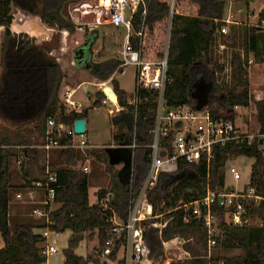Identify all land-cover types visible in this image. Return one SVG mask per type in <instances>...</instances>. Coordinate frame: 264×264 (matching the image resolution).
Wrapping results in <instances>:
<instances>
[{"label": "trees", "instance_id": "trees-1", "mask_svg": "<svg viewBox=\"0 0 264 264\" xmlns=\"http://www.w3.org/2000/svg\"><path fill=\"white\" fill-rule=\"evenodd\" d=\"M71 1L0 0V28L5 30L3 53L7 51L10 58L15 56L17 51L22 53V63L19 56L16 58L17 61L12 63L10 62L12 58L9 59L8 69L4 59L0 63V90L4 75L9 69L19 70L18 76L25 74L39 77L36 88L41 95L42 85L46 99V103L43 100L42 105L46 106L32 125L41 129L45 139L49 117L56 119L59 117L60 122L64 123L62 125L71 127L76 120L86 119L85 112L77 113L65 109L60 105L59 99L60 89L67 77V72H64L57 62V51L61 49L60 32L74 34L78 29L72 20L62 14L64 5ZM145 2L148 3L147 8L141 4L133 18L135 33L143 27L142 43L137 39H133L132 43L136 50L141 48L145 61L162 60L168 46V77L172 82L164 94L167 106L177 108L188 105L195 109L208 108L212 117L235 122L237 113L234 108L236 106L248 108L250 105L249 56L253 54L256 61L264 60L262 59L264 9L259 14L258 26L235 25L237 27H230L229 33L225 34L223 30L227 24L226 0H145ZM14 10L30 20H37L41 26H47L55 33L41 47L34 45L33 39L25 33L24 28L21 30L16 27L20 33L12 29L15 21ZM22 25L26 28L25 24ZM87 35L91 36V40L92 34ZM218 35L224 45L234 50L239 39L243 42V53L235 51L231 58L230 83L221 84L217 81L218 61L214 58L213 48ZM29 41L33 43V47H25L23 44ZM32 57L40 61L30 62ZM121 65L120 61L115 60L92 62L89 73L98 84H101L110 80L116 73H123V69H119ZM201 84L207 87L205 92L207 98L206 100L204 98V101L196 95ZM112 85L119 106L127 108L133 115L128 127L131 137L135 138L137 148L93 150L90 153L107 165L106 170L110 175L109 187L100 189L96 197L100 201L109 197L111 201L108 209L91 204L89 177L83 170H76L79 162L77 151L62 149L59 151V159L64 165L62 168L56 163H50L49 167L47 165L42 168L45 174L50 168V173L56 175L57 183L52 185L56 191L54 203L62 205L49 215L52 224L47 225L46 221L41 224L33 221H15L12 225L10 220L12 192L18 190L24 194L28 190L39 189L34 185L37 181L32 180L29 173V163L36 159L38 149H31L27 143H22L20 151L10 143H0V234L5 244V247L0 249V264H46L44 250L40 247V244L45 242L42 231L46 229L55 234L71 233L68 247L63 252L64 264H97L99 259L92 253L86 257L77 254L86 233H89L91 241L96 239L95 247L101 251L108 239L111 227L109 219L116 213L120 219L125 220L132 180L133 154L134 195L140 193L148 175L151 151L145 146L152 142L148 132L155 122L153 111L157 108L155 102L157 93L142 91V103L135 117L134 108L128 105V97L120 91L118 82L113 80ZM98 96L105 98L103 93H99ZM95 105L99 106V101ZM256 106L259 133L264 135V100L257 102ZM0 123L7 124L1 117ZM68 141L67 138L61 139L62 144ZM238 157L255 161L249 176L250 185L255 190V196L261 197L262 201L257 202L252 197L244 200V203L248 210L246 217L258 219L261 225L234 226L229 223V213L234 208L227 209L214 205L212 211L218 220L220 235L213 249L242 251L241 256L216 259L214 264H264V146L260 139H254L251 144L247 141L231 142L223 148L217 147L209 164L203 158L199 165L181 164L175 173L160 176L157 185L148 192V201L156 213L164 216L147 221L144 228V241L151 264H163L166 258L163 243L175 238L186 240L184 253L192 251L194 255L190 261H174L172 264H210L198 252L201 247L205 250L208 248L204 220L186 223L184 218L188 210L184 208L172 210L205 198L208 190L224 191L223 169L229 159ZM14 160L20 163L24 179V184L19 187L12 184L10 167ZM120 162L125 163V167L115 171L114 165ZM45 182L46 180L37 183ZM168 211L172 212L167 213Z\"/></svg>", "mask_w": 264, "mask_h": 264}, {"label": "built area", "instance_id": "built-area-1", "mask_svg": "<svg viewBox=\"0 0 264 264\" xmlns=\"http://www.w3.org/2000/svg\"><path fill=\"white\" fill-rule=\"evenodd\" d=\"M69 3L71 20L78 30L85 34H93L108 26H121L126 29L127 34L121 51L122 65L119 69H124L129 65L137 68L135 95L133 100L129 101L128 99V105L134 108L135 117H137L139 106L142 103V91L157 93L155 100L157 108L153 111L155 122L148 132L152 142L145 146L151 151L149 155L150 167L146 180L140 193L134 195L132 190L134 181L132 158V180L126 218L122 220L114 213L109 219L111 227L103 250L99 251L96 248L92 252V255L99 259L97 264H151L144 241V228L147 221L157 220L164 216V214H157L148 201V192L157 185L160 176L175 173L181 164L199 165L203 158L209 164L214 149L223 148L231 142L244 143L247 141L251 144L254 139H260L264 146V135L260 134L259 131L252 135L244 133L236 126L235 122L212 117L208 108L195 109L188 105L177 108L167 106L164 94L172 82L168 77V46L162 60L145 61L142 58L141 48L136 50L132 43L133 39L142 43L143 27L138 33H135L133 18L141 4L145 9L147 8L148 3L145 0H72ZM230 13L231 10L229 9L227 23H230L231 20ZM223 33L226 34V31L223 30ZM68 35L67 31L60 32L61 41L66 42ZM65 100L70 106L75 107L76 104L70 101V97ZM107 103L111 104L108 98H106ZM240 108L236 106L235 112ZM168 109L170 112L166 115ZM84 135L79 136L84 137ZM75 136L73 126L69 130H65L64 125L59 126L56 118L49 117L47 119L45 144L42 148L46 152H50L55 149L74 148L83 151L88 147V143L84 140L75 143ZM63 138H67L69 141L62 144L61 139ZM132 148H137L136 143H133ZM83 172L89 174L90 168L84 167ZM46 174L47 181L36 184L37 188L45 191V198L42 201L44 209H35L33 214L39 219L46 218L47 225H50L52 222L49 218L48 208L55 200L56 191L52 185L57 183V178L56 175L50 173L49 169ZM229 174L236 181L242 179L241 170L235 166L230 168ZM224 191L208 190L205 198L172 210L175 211L180 208L188 210L184 218L186 223L204 220L209 249L216 246V239L220 235L218 220L212 211L214 205L227 209L234 208L229 213L231 224L243 227L249 221V218L246 217L248 210L244 200L253 197L257 202L262 201L261 197L255 196V190L250 184L248 193L237 194L236 192L226 193ZM26 194L30 199H34L33 190L26 191ZM16 197L19 201L25 199L22 193L17 194ZM110 201L108 197L105 200H98L96 205L108 209ZM51 234L49 229L42 231V236L46 241ZM57 252L58 249L54 245H48L43 255L48 259Z\"/></svg>", "mask_w": 264, "mask_h": 264}, {"label": "rangeland", "instance_id": "rangeland-1", "mask_svg": "<svg viewBox=\"0 0 264 264\" xmlns=\"http://www.w3.org/2000/svg\"><path fill=\"white\" fill-rule=\"evenodd\" d=\"M263 3L264 0H226V16L225 22L228 20V12L229 9L231 10L230 15L234 18L231 19V22L234 24L227 23L224 31L229 33L230 27L235 25H246V26H256L259 19V14L263 10ZM241 11V13H240ZM68 12H70V7H68ZM14 17L16 21V27L18 29L27 31L29 37L33 39L34 45L41 47L47 40H50L52 35L55 31L47 26H41L37 20H30L27 16L23 17L19 14L16 10H14ZM23 19V24L26 25L27 29L22 25L20 19ZM237 27V26H235ZM239 27V26H238ZM50 30V31H49ZM78 33L77 40L81 46H79L78 50L75 54V62L77 63V69L80 70L82 67H86L85 70L90 69L91 63H103L107 61H122L121 51L123 50V45L125 41V36L127 31L124 27L121 26H108L101 28L100 30L96 31L95 34H92V39L87 37V34L84 35L78 29L76 31ZM75 34V33H74ZM4 35V36H2ZM69 35H72L69 33ZM264 36V33H263ZM5 34H0V63L4 59L7 65V69L10 67L9 59H11V63L17 61V57L19 56V61L22 63V53L19 51L16 52V55L11 57L8 56V52L6 51L3 53V45L5 43ZM88 38V40L85 41ZM93 41V42H92ZM68 39L66 42L61 41L60 43L63 46V50L57 51V62H61L62 58H64L63 54L67 52V44ZM92 42V43H91ZM33 43L24 42L25 47H33ZM20 48L21 45L19 46ZM243 42L239 39L237 42V48L234 50L226 45L223 44L221 37L218 35V40L213 48V54L216 61H218V69H217V81L222 84L223 83H230L231 76H232V68H231V58L235 51L237 53L243 52ZM27 50V48L25 49ZM22 52V51H21ZM39 53V52H38ZM40 54V53H39ZM42 54V53H41ZM38 55V54H37ZM36 56V53H35ZM23 58L26 59V56ZM28 59V58H27ZM37 63L40 59L32 57L30 62ZM36 65V64H35ZM84 70V69H83ZM249 70V69H248ZM71 74V72H67ZM136 75H137V68L135 66H126L123 69V73H116L115 80L118 82L119 87L122 91L125 92L129 101L133 100L136 90ZM87 77V76H85ZM44 78V77H43ZM39 77L36 75L32 76H25V74L20 76H4L3 84L1 87L0 92V117L3 118L7 124L0 123V143L6 142L10 143L13 147L20 149L22 151V143H27L28 147L31 149H38V155L35 160L29 163V173L30 178L35 181L42 182L43 180L47 181V176L45 172L42 171V168L47 165L46 161V152L42 148L45 143V137L41 131V129H37L32 125V122L36 120V118L43 112L46 105H42V101L46 103L45 95L43 93V87L40 86V94H38V90L36 88V84L38 82ZM65 81L60 89L59 99L60 105L64 106L65 109H74L70 106L67 101L65 100L68 95L64 97L63 93L67 92L64 91ZM43 82V81H41ZM34 85V86H33ZM88 91L85 92L84 88H82L78 93L77 96H83L85 101L82 103L81 106L83 110L87 113V133L84 137H80L76 135L74 137V142L79 143L80 141L84 140L88 143V147L85 148L83 151L79 148H74L78 154V166L76 170H82L84 166H88L90 168V173L88 174L89 177V198L92 205L96 203V193L100 189L108 188L110 183V175L107 173L106 164L98 160L97 158L90 155L91 151H105L107 148L115 146L117 147V134L120 135V139L125 140H133V137H130L131 133L128 132H120L116 129L119 126L120 118H117L118 115L116 107L111 105H104L100 104L99 106L95 105L97 101L103 102L106 98L102 96H98L99 93L103 92L104 88L101 86H95L92 84H88ZM107 87L113 88L112 83H109ZM199 90V89H198ZM203 92H200L202 94ZM90 94L91 96H88ZM198 98H201V101L206 100L207 95H199L196 93ZM73 102V100H70ZM4 105H3V103ZM75 102V101H74ZM253 104L250 106V109L242 116V120H238L241 123L245 124L243 128L247 131V134H256L259 131V123L257 121V106L256 100L253 97ZM76 103V102H75ZM100 103V102H99ZM81 104V103H79ZM253 110V111H251ZM112 111V113H110ZM128 115H131V111L127 110L126 112ZM238 114V113H237ZM132 117V116H131ZM130 117V118H131ZM243 120H246L245 122ZM59 126L61 127L62 122H60L59 117L57 118ZM71 126L64 125L65 130H69ZM244 131V133H246ZM124 133V134H123ZM123 135V137H122ZM125 140V141H128ZM119 142V141H118ZM262 142V141H261ZM53 150L49 152L50 156V163L57 161L59 157V151ZM61 160V159H60ZM62 162V160H61ZM253 159L245 158V157H238V158H231L226 162V166L223 169L225 175V191L226 193L236 192L237 194L240 193H248L249 192V184H250V174L251 168L254 164ZM49 163V164H50ZM48 164V165H49ZM58 165V164H57ZM61 168L64 166L63 163L60 164ZM233 166L239 168L242 173V179L240 181L234 180L233 176L229 174L230 168ZM120 167H115L114 170H118ZM50 170V168H49ZM10 172L12 175V184L13 186H21L24 184V179L22 175V169L17 161L11 162ZM36 182V183H37ZM35 183V185H36ZM16 191H13L11 197L15 196ZM21 202V201H20ZM11 206V205H10ZM15 207V206H14ZM20 212L19 216H10L11 224L13 225L15 221H33L30 217L32 213V207L27 205L19 206ZM55 209V205H52V209ZM159 213V212H158ZM157 213V214H158ZM33 214V213H32ZM34 215V214H33ZM34 217H36L34 215ZM38 219V218H37ZM43 219V218H42ZM46 221L44 220H37L33 221L36 224H41ZM231 224V220H229ZM261 223L258 219L250 218L248 224L245 226L256 227L260 226ZM70 232H66L64 234H60L61 236H57L52 238L50 236L49 243L53 242L55 247L59 249V253L55 256L48 258L47 264H61V259L64 257V246L67 243V238L69 237ZM52 235V234H51ZM63 235V236H62ZM160 235V234H159ZM70 239V238H69ZM68 239V240H69ZM83 243L86 245L87 253H92L94 249H96V239L91 241L89 239V233H86L85 239L83 238ZM186 240L181 238H175L170 242L163 243V247L166 251V258L163 261V264H172L174 261L179 262L181 260L190 261L193 258L192 251L186 252L185 251ZM5 244L0 234V249L4 248ZM200 255L206 258V260L210 264H214V260L228 258V257H235L241 256L242 251L239 249L234 250H221V249H209L205 250L203 247L198 249ZM65 258V257H64Z\"/></svg>", "mask_w": 264, "mask_h": 264}, {"label": "crops", "instance_id": "crops-1", "mask_svg": "<svg viewBox=\"0 0 264 264\" xmlns=\"http://www.w3.org/2000/svg\"><path fill=\"white\" fill-rule=\"evenodd\" d=\"M263 9H264V3H263ZM240 13H241V11H240ZM22 16L25 17L24 15H22ZM233 18H234V16H233V12H232L231 19H233ZM20 21L22 23H24L22 17H21ZM231 23L234 24L230 20V24ZM15 25H16V21H14V23L12 25V29L16 33H20V31L16 29ZM26 29H27V27H26ZM50 30H52V29H50ZM80 32H82V31H80ZM25 33L29 34L27 31H25ZM78 33L76 32L75 34L68 35V37H66V41H67V39L69 41L68 44L66 45L67 46L66 47L67 48V52L65 54H63L64 58H62V61L59 62V63H60L61 68H62V70L64 72H71V74L67 73L66 81H65V84H64L65 86H63L64 87V91L67 90V92L63 93V95H64V97H65V95L66 96L69 95L68 97H70V100H73V102L74 101L76 102V103L74 102L76 104L75 107H73L74 109H71V110H74L77 113L85 112V115H86V117H85L86 119L85 120H86L87 125H88L87 113H86L85 110H83L84 106H81L82 103L85 101V98L83 96L76 97L77 93L84 87H85L84 91L87 92L88 91V87H87L88 84H92V85H95L97 87L101 86V88H105V87L108 86L109 83H112V81L115 80L114 77H115L116 74L110 80H108L107 82H104V83H101V84H97V82L90 75L89 70H85V68L87 66L86 67H82L80 70L77 69L78 65L75 62L74 58H75L76 51L78 50L79 46H81V44H79V42L77 40ZM0 34H5V30L3 28H0ZM83 34L86 35L85 33H83ZM2 36H4V35H2ZM87 37H89V36L87 35ZM86 40H88V38L86 39V37H85V41ZM47 41H49V40H47ZM60 48H61V50H63L62 44H61ZM18 49H19V47H18ZM262 59H264V51L262 52ZM248 69H249L248 70V78H249V84H250L249 93H250V98H251L250 105H249L248 108H242L241 107L240 109H238L236 111V113H238V114H237V118H236V121H235L236 126L242 132L246 131L245 128H243V127H245L244 125L245 124L247 125V123H241V121L239 122L238 120H242V116H244V114L247 112V110L250 109V106L254 103L253 102V97H254V100H256V102H260V101L264 100V60L256 61L254 55L250 54ZM18 74H20L19 70L9 69V70H7V72L5 73L4 76L11 75V76L15 77V76H18ZM85 76H87V77H85ZM119 89H120V87H119ZM120 91H122V90L120 89ZM206 91H207V87L205 86V84H201V86L199 87V90H198L197 93L199 95H205ZM122 92H124V91H122ZM200 92H203V93L200 94ZM88 96H91V95L88 94ZM97 97H98V95H97ZM98 99H99V97H98ZM99 102H100V104H104V105L113 104V107L114 106L116 107L117 110H115V111H117V113H118V115H116V117L120 118L119 126L116 129L119 130V128H120V132L126 130V128L128 127L129 122L131 121V118L133 117L132 114L128 115L126 113L128 109L120 107L118 102H115V104L112 103V102H111V104L110 103L106 104V100H103V102H101L99 100ZM79 103H81V104H79ZM251 111H253V110H251ZM110 113H112V111H110ZM243 121L245 122L246 120H243ZM246 133H247V131H246ZM116 137H117L116 138L117 139V147L112 146V147L107 148V150L108 149H115V150H118V149H125V150L131 149V150H135V149L132 148L133 143H135V138L133 140H130L131 138L129 140L127 138H125V140H128V141H125L124 138L120 139V135H118V134H117ZM122 137H123V135H122ZM56 150H58V149H56ZM49 155H50L49 152H46L47 165L50 163L49 162V160H50V156ZM132 158L134 159V154L132 155L131 160H132ZM52 162H55L58 165L62 164V162L59 159V157H58L57 161L53 160ZM48 167H49V165H48ZM84 167H88V166H84ZM115 167L116 168L120 167V169L115 170V171H120V170H122L125 167V163H123V162L122 163L121 162L117 163V164L114 165V169H115ZM83 168H82V170H83ZM18 193H19V191L16 190L15 196L11 197L10 216L12 214L14 216H19V212H20V208H21L19 206H21V205L31 206L32 207V213H33V211L36 208L40 209V210L44 209V206L42 205V201H44V198H45V191L43 189H34V199L33 200L30 199L27 196L26 192H25L24 193V198L25 199H24V201L22 203L16 197ZM89 196H90V194H89ZM97 201H98V199L96 197V203H97ZM96 203L94 205H96ZM52 205H55V209L54 208L52 209ZM61 207H62V205H60V204L51 203L50 208H48V209H49V212L51 214L54 211L60 209ZM32 213H31L30 217L33 219V221L44 220V218L43 219H39V218L37 219V217H34V215ZM68 234H69V237L67 238V241H69L68 239L71 237V233H68ZM51 236H52V238H54V237L61 236V235L52 233ZM48 245H52V246L54 245L55 246V244L53 242L49 243V239H48L47 241L45 240L44 243L40 244V247L43 250H45L48 247ZM67 247H68V244L66 243L64 248L66 249ZM58 253H59V249H58V252L56 254H58ZM56 254H54L53 256H55ZM77 254L79 256H82V257H86L89 254V253H87L86 245L83 242H82L80 248L77 250ZM50 257H52V256H50ZM47 261H48V259H47ZM60 261H61V264H64L65 263V258L62 257V259Z\"/></svg>", "mask_w": 264, "mask_h": 264}, {"label": "water", "instance_id": "water-1", "mask_svg": "<svg viewBox=\"0 0 264 264\" xmlns=\"http://www.w3.org/2000/svg\"><path fill=\"white\" fill-rule=\"evenodd\" d=\"M69 2L64 5L63 8V16L67 19H70V14L68 12ZM98 84V83H97ZM103 94L108 100L112 103L118 102V97L116 96V93L113 88L111 87H105L103 89ZM170 112V109L166 111V115ZM74 132L76 135H84L86 134V128H87V122L85 119H78L73 124ZM262 144V142H261Z\"/></svg>", "mask_w": 264, "mask_h": 264}, {"label": "flooded vegetation", "instance_id": "flooded-vegetation-1", "mask_svg": "<svg viewBox=\"0 0 264 264\" xmlns=\"http://www.w3.org/2000/svg\"><path fill=\"white\" fill-rule=\"evenodd\" d=\"M124 132H126V133L130 132L129 127H127L126 130H124ZM130 133H131V132H130ZM123 134H124V133H123ZM130 137H131V135H130Z\"/></svg>", "mask_w": 264, "mask_h": 264}, {"label": "bare ground", "instance_id": "bare-ground-1", "mask_svg": "<svg viewBox=\"0 0 264 264\" xmlns=\"http://www.w3.org/2000/svg\"><path fill=\"white\" fill-rule=\"evenodd\" d=\"M69 6H70V4H69ZM70 20H71V18H70ZM115 104V103H114Z\"/></svg>", "mask_w": 264, "mask_h": 264}]
</instances>
